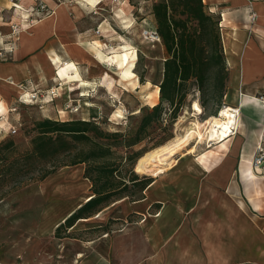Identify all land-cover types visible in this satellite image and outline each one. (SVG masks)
<instances>
[{
  "label": "crops",
  "instance_id": "1",
  "mask_svg": "<svg viewBox=\"0 0 264 264\" xmlns=\"http://www.w3.org/2000/svg\"><path fill=\"white\" fill-rule=\"evenodd\" d=\"M34 1L22 5L31 11ZM44 1L52 10L31 22L0 0L4 39L13 22L23 27L9 59L0 61V115L24 87L43 89L55 79L61 90L106 83L100 64L113 59V50L128 47L119 42L108 53L101 42L83 36L92 27L84 23L93 17L90 9L105 0ZM203 2L220 14L228 70L224 97L238 109L236 130L220 142L219 154L201 153L150 178L133 202L137 220L128 222L137 229L128 242L134 253L119 264H264V162L252 163L257 144L264 145V0ZM111 29L102 22L97 37ZM68 81H74L71 87Z\"/></svg>",
  "mask_w": 264,
  "mask_h": 264
},
{
  "label": "rangeland",
  "instance_id": "2",
  "mask_svg": "<svg viewBox=\"0 0 264 264\" xmlns=\"http://www.w3.org/2000/svg\"><path fill=\"white\" fill-rule=\"evenodd\" d=\"M154 1L105 0L102 6L90 9L93 17L84 22L91 23L92 27L83 36L101 42L104 52L110 53L112 46L119 42L127 44L128 47L123 48H129L128 61L130 50H136L133 67L137 77L136 87L131 83L135 77L129 81L121 77L120 67L124 61L122 64L119 49L110 53L113 59L102 61V64L99 62L102 65L100 74L106 70L104 84L97 81L89 86L62 88L59 89L60 94L50 95L51 100L41 102L30 99L27 93L32 89L24 85L28 92H24L27 95H23V101L12 95L10 98L16 102L8 105L7 109L4 100L8 113L0 115V141L11 138L15 147L5 151L7 155L3 166L0 162V264H119L125 254L134 253L135 249L128 242L137 238V229L130 228L128 222L137 220L132 208L133 202L141 194L138 179H149L147 175H163L178 161L197 160L204 152L213 156L220 153L221 141L205 140L198 144L195 152L177 155L174 161L157 173L154 167L141 170L136 166L137 162L134 163L144 151L184 132L195 118L204 131L208 116L213 113L218 115L227 103L224 95H219L221 85L216 82V67H212L204 90H199L190 80L184 101L177 106L174 116L170 114L171 107L164 101L160 119L147 127L146 132L139 134L143 135L139 141L130 143L136 134L138 137L137 127L143 108L153 105L148 92L155 85L159 86L166 56L160 38L154 41L143 35L144 29L155 28L151 12ZM48 8L50 12L52 9L50 6ZM26 13L30 20L47 14ZM102 22L112 29L107 35L97 37V29ZM60 81L55 79L48 87H59ZM73 82L68 81V87ZM8 94L3 93L4 97ZM158 101L159 95L154 104ZM195 102L201 105V113L194 114ZM53 105L58 108H52ZM73 106H77V110H71ZM86 110L89 115L85 113ZM92 115H97L94 123L109 133L106 141L111 143L114 151L112 161L117 167L116 173L124 177L127 183L123 190L127 195L118 194L109 198L98 206L100 209L93 210L91 216L79 218L73 225L66 226L64 219L92 194L91 182L84 176L85 163L63 164L70 157L65 152L57 159L58 163H63L43 176L51 163L27 154L32 148L31 137L36 133L33 123L45 117L59 120L91 119ZM11 125L16 128L15 132L9 131ZM114 132L120 135L115 137L111 134ZM191 144L194 145L191 142L185 149L190 148ZM131 177H137V182H132ZM77 253L80 257L76 256Z\"/></svg>",
  "mask_w": 264,
  "mask_h": 264
},
{
  "label": "trees",
  "instance_id": "3",
  "mask_svg": "<svg viewBox=\"0 0 264 264\" xmlns=\"http://www.w3.org/2000/svg\"><path fill=\"white\" fill-rule=\"evenodd\" d=\"M151 12L155 30L166 52L158 86L159 101L143 108L137 127L138 137L136 134L130 143L139 141L143 137L139 134L146 132L147 127L160 119L164 101L171 107L170 114L173 113L174 116L177 106H181L184 101L190 80L195 82L199 90H204L210 69L216 67L215 78L216 82H219L217 84L221 85L219 95L222 97L228 78L221 42L220 15L217 12L208 10L203 0H156L152 3ZM95 117L97 115H92L91 119L66 120L45 117L33 123L36 133L31 137L32 148L27 154H33L51 163V167L45 170L43 176L63 163H58L57 159L65 152H68L70 157L63 164L85 163L84 176L91 182L92 194L64 219L66 226L73 225L79 218L91 216L93 210L100 209L98 206L109 198L118 194L127 195L123 193L127 183L124 177L116 173L117 167L112 161L114 151L111 143L106 141L109 133L94 123ZM111 134L115 137L120 135L118 132ZM14 147L15 143L11 138L0 141L1 166L6 161L5 151L13 150ZM147 176L149 179H138L141 191L150 178H153ZM129 179L137 182V177Z\"/></svg>",
  "mask_w": 264,
  "mask_h": 264
},
{
  "label": "bare ground",
  "instance_id": "4",
  "mask_svg": "<svg viewBox=\"0 0 264 264\" xmlns=\"http://www.w3.org/2000/svg\"><path fill=\"white\" fill-rule=\"evenodd\" d=\"M129 48H122L119 57L121 63L124 65L120 67L121 77L122 79L130 80V78L135 77L134 81L131 83H137V77L134 72V64L135 59L137 58L136 50H130V59L127 61V50ZM116 52V51H114ZM122 63V64H123ZM111 83V80L109 81ZM25 90L22 89L18 92V94L24 93ZM28 94V93H27ZM60 94L58 92L56 95ZM159 95V87L155 85L153 89L148 92V96L153 102ZM194 114H198L202 112V107L198 102L194 103L193 106ZM219 114H212L208 116L205 120L206 128L202 131V128L199 125L198 119L195 118L190 122V126H188L184 132L176 134L172 138H169L162 144L144 152L140 155L136 160V166L141 170H148L151 167H154L155 172L157 173L160 170H164L169 163L175 160L177 155H181L185 153H193L196 151L198 144L203 143L205 140H216L222 141L225 137L227 138L231 134V130L236 128V116L238 113L237 107L225 104L219 110ZM194 143V145L190 146V148L185 149L187 145L190 143ZM184 153V154H185ZM77 257H80L78 254Z\"/></svg>",
  "mask_w": 264,
  "mask_h": 264
},
{
  "label": "built area",
  "instance_id": "5",
  "mask_svg": "<svg viewBox=\"0 0 264 264\" xmlns=\"http://www.w3.org/2000/svg\"><path fill=\"white\" fill-rule=\"evenodd\" d=\"M10 3V7L14 9H19L22 10V18L21 20L26 17L28 19V13L27 9L22 5V0H8ZM49 13V8L47 3L44 0H35L34 1V7L30 11V14L32 13ZM26 15V16H25ZM29 21L32 22V20L28 19ZM22 23L18 22H13L10 26V31L5 35L7 36L6 39H4V34L2 35L0 33V61L6 60L9 58V54H12L16 44H17V36L19 31L22 30ZM143 35L150 40H156L159 41V36L155 30V28H146L143 30ZM60 84V82H59ZM28 92V91H27ZM58 92V86L57 87H48V88H43V89H32L31 92H28L29 98L30 99H35L38 100L39 102L41 101H46V100H51V96H55L56 93ZM21 96H18L20 100L23 99V95H27L25 93L19 94ZM51 95V96H50ZM50 96V97H49ZM49 97V98H48ZM261 99L264 100V95L260 96ZM71 110H77V106H73ZM16 128L11 125L9 127L10 132H15ZM236 128H233L230 132L233 134L235 132ZM262 162H264V145L259 143L256 146V151L252 157V163L254 166L260 165Z\"/></svg>",
  "mask_w": 264,
  "mask_h": 264
}]
</instances>
